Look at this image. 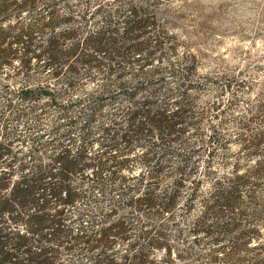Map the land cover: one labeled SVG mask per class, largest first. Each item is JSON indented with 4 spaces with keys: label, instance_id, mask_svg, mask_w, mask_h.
I'll list each match as a JSON object with an SVG mask.
<instances>
[{
    "label": "trees",
    "instance_id": "trees-1",
    "mask_svg": "<svg viewBox=\"0 0 264 264\" xmlns=\"http://www.w3.org/2000/svg\"><path fill=\"white\" fill-rule=\"evenodd\" d=\"M119 1H66L62 18L57 1H41L48 15L27 21L7 14L37 0H0V68L24 76L0 122L22 112L14 96L57 108L52 125L23 136L0 127V264H264V158L218 170L213 155L226 141L213 121L205 160L192 159L203 144L173 154L201 117L199 61L164 57L174 46L148 0ZM20 45L26 55H10ZM263 139H249V151Z\"/></svg>",
    "mask_w": 264,
    "mask_h": 264
},
{
    "label": "rangeland",
    "instance_id": "rangeland-1",
    "mask_svg": "<svg viewBox=\"0 0 264 264\" xmlns=\"http://www.w3.org/2000/svg\"><path fill=\"white\" fill-rule=\"evenodd\" d=\"M37 1L39 5L30 11L18 12L17 7L13 6L8 17L19 13L27 21L39 20L48 15L49 9L40 2L57 1L58 14L62 18L68 15L70 7L64 3L69 1L72 5L77 0ZM148 3L158 9V26H163L167 33L165 44L174 46L165 51L164 57L176 65L187 55H196L199 61L193 78L201 84L193 95L201 117L198 125L190 126L171 143L173 154L181 150L192 151L203 144L204 148L192 152V159L199 161L202 157L205 160L209 144L206 139L213 121L226 141L223 146L219 145L213 155V166L218 170L227 171L236 162L241 169H246L254 163L256 156L264 158V139L256 154L247 147L249 139L264 136V0H148ZM123 7L125 11L127 6ZM76 14L78 11L74 12ZM155 33V29L149 30L150 40H154ZM49 35L46 30L34 33L32 49ZM14 53L21 57L26 55L22 45L11 51L10 55ZM28 55L32 56L33 53ZM23 80L24 76L17 67L0 68V111L6 98L11 95L9 91L13 95ZM171 81L174 85L175 80L172 78ZM83 84L81 93L90 87L88 83ZM14 97V112H22L1 119L0 127L3 130L10 131L13 136H23L28 130L54 123L57 108L48 104V98L33 104ZM199 194L204 201V189ZM258 194L264 197V175L258 179ZM201 210H204V203L199 201L185 215L190 225ZM194 236L190 233L189 237ZM207 246L203 239L199 242L198 251L204 254Z\"/></svg>",
    "mask_w": 264,
    "mask_h": 264
}]
</instances>
